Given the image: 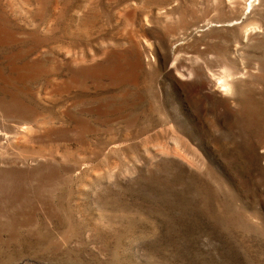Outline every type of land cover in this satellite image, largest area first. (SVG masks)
I'll return each mask as SVG.
<instances>
[{
    "label": "rangeland",
    "instance_id": "1",
    "mask_svg": "<svg viewBox=\"0 0 264 264\" xmlns=\"http://www.w3.org/2000/svg\"><path fill=\"white\" fill-rule=\"evenodd\" d=\"M0 264H264V0H0Z\"/></svg>",
    "mask_w": 264,
    "mask_h": 264
}]
</instances>
